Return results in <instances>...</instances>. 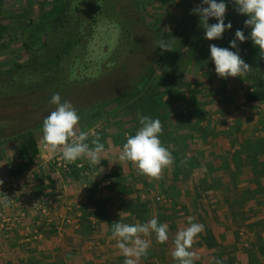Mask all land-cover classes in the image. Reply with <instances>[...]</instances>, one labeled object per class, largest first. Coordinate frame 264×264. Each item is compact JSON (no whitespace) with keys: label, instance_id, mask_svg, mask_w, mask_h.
Masks as SVG:
<instances>
[{"label":"crops","instance_id":"0c3cea01","mask_svg":"<svg viewBox=\"0 0 264 264\" xmlns=\"http://www.w3.org/2000/svg\"><path fill=\"white\" fill-rule=\"evenodd\" d=\"M201 2L186 0L184 5H180L183 14L179 18L182 20L183 15L186 17L183 25L188 20L200 21L199 16L185 15L184 10H193ZM228 4L227 8L230 7ZM203 100H199L200 107L192 108L196 113H202L195 119L200 127L189 134L190 146L192 140L195 142L189 147L195 154V169L193 165L189 167L181 163L186 158H182L184 148L179 144L173 154V165L164 169L163 178L151 180L138 175L131 163L118 160L122 149L116 140L118 130L112 128L97 132L99 142L105 146L98 166L91 165L87 158L78 159L88 165H85L80 177L55 171L52 167L47 176H35L27 186L24 207H13L9 203L5 207L3 204L5 213L15 215L23 212L25 218L15 228L0 231V264H27L29 260L25 259H75L79 248L93 243H98L94 247L96 253L93 259H102L99 253L107 259H125L116 247L112 228L113 223L120 221L136 223L131 211L140 212V223L156 218L159 223L168 225V241L159 244L155 234H152L148 238L151 246L147 255L140 259H150V262L173 259L171 253L175 235L188 226V216L195 217L194 222L204 225V231L197 236L190 249L198 259H264V103L247 107L240 99L236 104L242 105L232 112L227 100L221 102L219 110L213 112L211 100ZM196 113L193 112V115ZM83 117L88 118L85 114ZM81 122L77 126L78 132H90L81 128ZM233 123L237 124V128L235 133L230 134L227 132L228 126ZM220 124L223 125L222 135L216 127ZM174 135L177 137L178 132H174ZM88 137L92 136L88 133ZM35 138L40 151L42 133L35 135ZM32 167L24 164L22 170L29 172ZM37 179L49 187H39ZM92 187L95 188V198L106 202L109 215L107 226L110 229L100 223L93 228L91 221L97 219L90 216L84 223V227L90 226L94 230L89 237L80 234L84 230L80 224L75 227L73 223L66 224L64 219L74 222V216L91 211L87 200L93 193ZM156 197L165 200L164 203ZM51 198L65 200L66 207L61 206L54 212L63 219L65 224L62 222V226L54 225L59 220L56 217H52L54 226L51 227L48 222L41 221L44 215L37 210V202ZM134 200L140 203L136 204ZM105 234L111 235L113 240L108 242L104 239Z\"/></svg>","mask_w":264,"mask_h":264},{"label":"rangeland","instance_id":"374dc122","mask_svg":"<svg viewBox=\"0 0 264 264\" xmlns=\"http://www.w3.org/2000/svg\"><path fill=\"white\" fill-rule=\"evenodd\" d=\"M3 1L4 12H1L0 14V21L5 20L1 22V26L6 28L1 33L2 35H0V70L5 71L8 67L11 68L12 66L21 64L24 61L21 55L24 54V50L26 49L24 43L27 40V36L9 28L13 27L15 23L24 24L28 20H32L35 23L37 15L40 12V8L47 6V1L49 0ZM79 1L83 0L73 1L71 11L68 12L66 20L69 21L76 18L79 12L86 13V15L83 16L84 19H82L79 24L81 34L79 42L66 59L64 67L67 76L66 83L72 85V87H86L92 81L102 79L101 82H99L101 85L98 86V91L94 95L81 96L73 101H71V99L67 100L73 105L77 112L79 107L83 104L88 106L97 104L95 106L96 108L93 110L83 109L84 111L82 113L88 116V118H84L83 115L82 117L80 116L81 119L88 120L86 122L88 123L86 127L87 131L94 130L92 137L88 138L93 139L95 138L97 132L115 128L118 131H125L124 134L126 135L123 139L126 140V137L130 134L129 132L133 130L132 127L136 126V124L140 125L139 118L143 115L139 114L137 107H143L145 110L144 112L147 113L145 116L149 117L150 114L148 109L152 106H156L155 111H157L158 116L159 114L162 115L163 112L168 115L165 118H161L159 116V118H161L160 122L163 126V132L160 134L159 138L163 146L167 147L173 155L175 153V149L178 148L177 145L182 144L184 152L182 153L183 157H181L186 158V164L189 165V167L193 165L192 168L195 169L197 167L195 159H193L195 154H192L189 149V147L191 148L192 144L195 142L192 140L190 146V142L188 143V140L185 141V138L183 139L182 136V133L192 134L195 128L200 127L199 121L197 122L195 119L196 116H200L202 113H196L194 109H191V107H197V105L193 106L192 103L194 101H199L200 99L203 102V99H210L212 102L211 109L215 112L219 110L221 102L228 100L227 102L230 103L229 105L232 109L231 111L233 112L238 110L236 107L242 105V103L239 105L236 103L242 99L241 97L244 90L255 87L254 84L250 85L249 83V80L253 78V74L250 73V71L246 75L235 78L218 77L215 73L214 63L210 59L209 51L210 44H221L229 39H234L235 32L238 29L242 30L244 34L248 36L251 29L244 26V22L248 17L238 14L235 10V4L230 2L228 4L230 7L226 9L224 21L225 24L231 22L232 28L225 31L221 39L207 41L204 39L205 31L203 29V25L200 24V21L196 22L191 20L186 26V23L183 25V21L186 17L183 15L182 20L179 18V16L183 14L180 11V5H184L186 0H97V2L96 0H84L83 4L80 3L77 5V2ZM92 3L94 4L92 5ZM92 7L94 9H91ZM24 9H28V11L31 9V11H33V13L30 12V18L28 19L27 16L22 15L23 19H16L14 16L19 15ZM163 12L164 14H162ZM10 14L13 15L12 18H10ZM155 14L163 16L167 15V17L166 19H163L162 17L160 19L161 22L154 25L155 23L153 20ZM6 17L10 18V24L8 26H5V24L8 23V19ZM216 22L217 21L213 18L208 20L209 25ZM164 25H168V27H178L179 25H182V27L184 26L181 28L180 33V35L184 34V38H181V36L179 37L180 40L185 42L188 49L190 48V51H185L178 59L181 61L183 60L184 64L179 68L181 70L180 73L182 74L179 79V84H181V86H176V90L173 94L174 96L170 97L176 99L177 104L175 105H170V98L167 96L169 94L168 90L164 88L165 83L161 80V76L166 69L169 68V61H167L168 64L165 62V65L168 66L167 68H165V65H157L154 67L156 76L151 80L152 86L154 87H152V90L149 87H145L141 82L134 84L132 81V76L139 69L136 67L137 64H145L150 55L153 54V51L149 50L150 41L152 42L153 39L152 36L154 35L155 37L160 38L162 33L165 32ZM156 27H158V29ZM123 28H130L133 39L136 38L137 33H143L140 34L142 45L137 47L135 46V43H133L134 45L130 43L131 40L124 34ZM247 41H250V39ZM204 45H208V47L201 49ZM49 52L50 50H46L44 51V54H48ZM17 54L20 56L16 60L15 57ZM156 56L158 57V55ZM167 60L169 59L167 58ZM122 63L125 71L129 72L130 78L126 82L120 80L119 77V72H121L119 66ZM132 63L133 65L131 66ZM32 71H28L27 74L25 73L24 80H26V82L41 81L44 78L43 72L38 69H34ZM167 84L170 86L171 81ZM115 86L118 88L116 89ZM124 88H129V91L123 98L109 102L107 101L119 89L124 90ZM213 95L215 97H213ZM6 103V101H0V128H2V134H0V136H10L17 133L18 131L28 127L29 124L37 121L36 119L41 118L42 116L41 114H37L33 122H25V119L22 118L24 114L22 106L20 107L18 105ZM245 107L246 106L244 105V108ZM179 108L182 115H189L190 113L191 117H193L191 122L188 121V123L186 122L180 124V122L177 123L175 119L167 120V118L170 117L169 114L171 115L174 110H178ZM244 111L245 109H243V112ZM193 112H195L196 115H193ZM164 119L167 121H161ZM168 123L178 127L177 137L174 135L175 130L173 132ZM206 123H208L207 120ZM236 126V123L229 125V128L227 127V132L230 134L235 133L237 128ZM140 127L136 126V132ZM216 127L218 129V133L222 135L223 125L220 124V126ZM40 133H42V130L34 132L37 136L40 135ZM115 134L117 135L118 133ZM119 137L122 139L121 136ZM107 143L109 144V141H107ZM119 145L123 146L122 143ZM17 147H20L19 140L16 141V139L13 138L0 140V180L4 181L6 178L13 175V171L17 170V165L21 164V162L26 159L17 155L15 152ZM187 148L190 151H188ZM32 170H30L31 173L33 172ZM22 171L23 170L20 172ZM60 175L62 176L61 173ZM37 181L39 187H45L44 189L49 187V185L40 183L38 179ZM33 186H35V182L33 183ZM153 197H155V195ZM156 199L158 201H163V203L165 201L162 200V198L160 199V197H156ZM53 200L56 202V207L53 210L54 212H57L61 206L66 207L64 199L61 198ZM134 201L136 204L140 203V201ZM131 212L135 216V222H140V212ZM58 216V213L50 214L51 219L52 217L58 218ZM81 217L82 215L74 216V222H72V225L78 227L79 224H84L85 221L80 223ZM27 219L29 220V218ZM58 219L60 220L61 218L59 217ZM53 220L54 219H52V222H48L49 226L53 225ZM59 220H55L56 222L54 225L59 227L65 224L63 219ZM41 221L45 223V221L47 222V218H41ZM97 223L99 224L98 220L95 222L91 221L93 228ZM107 225L109 224H104V226L108 227ZM80 228H82V226ZM108 229H110V227H108ZM80 234L89 237L92 236L90 235L91 233L86 234L85 230L81 231ZM93 236L96 235L93 233ZM104 239L108 240V242L109 240H113L111 235L107 236L106 234ZM97 246L98 243L90 245L84 244V247L82 246L78 249L79 254L78 256H75V259L25 260H29L27 264H124V259H107L108 257L101 256L102 253H99L102 259H93L96 253L94 247ZM149 260L150 259H139L138 264H178V262L174 259H156L154 262H150ZM209 260L210 259H196L194 264H208ZM255 260L257 262L256 264H264V259ZM224 261L222 264H231V261L232 263L234 262L233 264H248V259H230L227 263H224Z\"/></svg>","mask_w":264,"mask_h":264},{"label":"trees","instance_id":"16d2710c","mask_svg":"<svg viewBox=\"0 0 264 264\" xmlns=\"http://www.w3.org/2000/svg\"><path fill=\"white\" fill-rule=\"evenodd\" d=\"M74 0H49L47 1V6L41 7L40 12L37 15L35 23L32 20H28L24 24H17L13 27H10L9 29L14 30L15 32L22 33L23 35L27 36V40L24 43L25 50L24 54L21 55V57L24 59V61L21 64H16L12 66L11 68L8 67L5 71L0 70V101H6V104L11 105H18L22 106V110L24 112L23 119H25V122L31 123L35 120L37 114H41V118L36 119L37 121L33 122L32 124H29L28 127L25 129H22L18 131L17 133H14L10 136H0V140H5L9 138L16 139V141H20V147H17L15 149V152L18 156L28 158L29 160L35 158L39 154L38 146L36 143V138L34 132L42 130V122L43 119L50 114L51 111L55 110V105H52L50 103L52 95L55 93H59L62 101L71 99V101L86 95H94L98 91V86L101 85V80H94L90 84L85 86H73L66 83V71H65V62L68 56L73 51L74 47L78 44L79 38L81 37L80 30H79V24L82 19H84V15L86 13L79 12L76 18L71 19L69 21L66 20V16L69 11H71V5ZM106 1V0H104ZM220 0H217V2ZM83 1L77 2V5L80 3L83 4ZM97 2V0H96ZM226 4L230 3L229 0H224ZM94 3H92L93 5ZM4 1L0 0V14L3 11ZM190 8V7H189ZM90 9V7H89ZM91 9H94L93 7ZM90 11V10H89ZM104 11V10H102ZM31 9L28 11V9H24L19 15H15L14 17L22 18V15L27 16L29 19L30 17ZM165 12V11H164ZM164 12L162 14H164ZM184 13L187 15H195V17H198V15L193 14L192 10H184ZM10 18L13 17L12 14H10ZM154 25H157L160 23V19L164 16L160 14L154 15ZM1 17V16H0ZM8 23L5 24V26H8ZM5 21V20H3ZM0 21V35L3 32V30L6 27L1 26ZM20 23V22H19ZM189 23V20H188ZM187 26V22H186ZM165 32L162 33L160 38H163L172 45L170 51H161L158 48L157 40L160 39L159 37L152 36V42L150 41V49L153 51V54L150 55L147 62L144 64H137L136 67H138V71L132 76V81L134 84L137 83H143L145 87H149L152 90V83L151 80L156 76L154 72V67L157 65H165L168 64L167 61H169V68L166 69V71L161 76V80L165 83V89L168 90V97L174 96V92L176 90V86H181L179 84V79L182 74L180 73L181 70L179 69L180 66H183V60H178L180 55H183L185 51H190L188 47L185 45V42L180 40L183 37L184 34L180 35L182 25H179L178 27H168V25H164ZM158 29V27H156ZM46 31V32H45ZM124 34L127 35L128 39H130V43H135V46L139 47L142 45V41L140 39V34L143 33H137L136 38H132V33L130 32V28H123ZM49 32V33H47ZM141 32V31H140ZM145 32V31H144ZM51 35V36H50ZM184 38V37H183ZM233 40L229 39L228 41H225L221 44H215L218 47H224L228 48L230 45V42ZM134 45V44H133ZM208 47V45L202 46L201 49H205ZM237 48L239 51L240 57L247 63L251 70L250 73L253 74V78L249 80L250 85L254 84L255 87L250 89H245L242 94V99L244 100V103L246 106H249L251 104H261L264 103V54H261L259 49L255 47L252 43V41H245L244 43H240L237 41ZM50 50L48 54H44V51ZM232 51H237V49H230ZM25 55V56H24ZM158 55V57L156 56ZM20 55L17 54L15 59L17 60ZM20 57V58H21ZM25 57V58H24ZM157 57V59H156ZM167 58L169 60H167ZM132 62V61H131ZM173 64H172V63ZM134 63V62H133ZM131 64V66L133 65ZM4 65V64H2ZM121 72H119L120 80L126 82L129 80V72L125 71L123 63L119 66ZM168 66L165 65V68ZM39 70L43 72L44 78L40 81H34V82H26L24 80L25 73L27 74L28 71L32 70ZM34 72V71H32ZM255 72V73H253ZM8 80V81H7ZM171 81V85L168 86V82ZM177 83V84H176ZM116 87V86H115ZM118 87H116L117 89ZM154 88V87H153ZM129 88L122 90L119 89L115 94H113L110 99L107 101H113L118 100L120 98H123L126 93H128ZM170 105L177 104L176 99L170 98L169 99ZM97 105V104H96ZM96 105L88 106V105H81L78 110L79 117L83 115V109H95ZM193 106L197 105V107H200L201 104L199 101H194L192 103ZM146 107V106H145ZM139 114H142L145 116L147 113H145L144 108L141 106L137 107ZM146 109V108H145ZM192 109V107H191ZM143 110V111H142ZM147 110V109H146ZM149 110V117L155 118V119H161L165 118L168 115L163 114L159 116L157 115L156 106H152ZM180 108L177 110H174L171 115L169 114L168 119H175L177 123H188V121L191 122L192 118L190 113L189 115H182ZM80 120L81 122V128L83 130L86 129L88 123H86L88 120L83 119ZM21 118V119H22ZM166 119L161 120L163 122L167 121ZM85 122V123H84ZM169 124V123H168ZM136 126L140 127V125L136 124ZM136 126L132 127V131H130L128 136L134 135L136 132ZM171 130H175V132H178V127L175 125H170ZM142 127V126H141ZM205 128V127H204ZM121 132V133H119ZM125 131H118V135H116V140L118 141V144L126 143V140H124V134ZM0 134H2V128H0ZM122 139H120V137ZM183 139L185 138V141L188 140L190 135L189 133H182ZM94 139V138H93ZM91 138H88L86 143H89L91 146ZM171 152V151H170ZM172 153V152H171ZM177 158V157H176ZM84 164V163H83ZM88 166L87 164H84V167ZM23 164L17 165V170H14L13 174L20 172L23 169ZM51 170V168H50ZM78 175L79 177L81 174H83V170H77L73 168L71 172L67 175ZM76 175V176H77ZM40 183H42V180H39ZM95 188H91V191L93 192ZM87 203L91 206V211H84V215L80 218V223L88 220V217L94 216L100 224H109V215L108 210L106 209V202L105 200H97L94 196V192L91 194V197L87 200ZM135 218V217H134ZM82 227H84L85 224H80ZM84 230L87 233H92L93 228L90 226L84 227ZM82 234V233H81ZM225 263H227L230 259H224ZM216 261H221L223 263V259H210L208 264H215ZM230 263V262H229ZM234 263V262H233ZM231 261V264H233ZM255 259H248V264H256Z\"/></svg>","mask_w":264,"mask_h":264},{"label":"clouds","instance_id":"9594fccd","mask_svg":"<svg viewBox=\"0 0 264 264\" xmlns=\"http://www.w3.org/2000/svg\"><path fill=\"white\" fill-rule=\"evenodd\" d=\"M235 4V10L240 15L247 16L244 22L246 28H250V34L246 36L242 30H236L235 38L230 42L228 48L218 47L210 44V59L214 63L215 73L220 78H235L246 75L250 66L240 57L237 48V41L244 43L251 40L261 54H264V0H229ZM227 4L224 0H202L201 4L195 7L192 12L200 17V24L205 31L204 39L214 41L222 38L225 31L232 28L231 22L225 24ZM215 19L217 22L209 25L208 20ZM158 48L163 51H170L169 41L160 38L157 40ZM230 49H237L232 51ZM50 103L55 105L42 122V138L40 144L49 153H60V159L67 164L75 163L78 159L87 158L93 166L100 164L101 154L105 146L100 143L99 135L91 141V146L85 141L88 140V133L79 131L77 126L80 117L73 105L63 100L59 93L52 95ZM139 123L142 127L135 135L127 136L119 152L118 160L121 163H131L137 174L151 180L163 178V171L173 165L174 157L169 149L163 146L160 134L163 126L159 119H152L148 116H140ZM182 164L186 161H181ZM3 180H0V185ZM7 207V196L3 201ZM195 217L188 216V226L179 230L174 239V250L171 255L178 264H194L198 259L195 252L191 251L197 236L204 231V225L194 222ZM155 234L156 242L164 244L168 241V225L161 224L156 218L145 223L134 224L116 222L113 223L112 237L116 239V247L125 257L124 264H138L141 257L147 255L151 246L150 238ZM215 264H222L216 261Z\"/></svg>","mask_w":264,"mask_h":264},{"label":"built area","instance_id":"2783aa9c","mask_svg":"<svg viewBox=\"0 0 264 264\" xmlns=\"http://www.w3.org/2000/svg\"><path fill=\"white\" fill-rule=\"evenodd\" d=\"M93 134L94 130H91L89 132V135L92 136ZM59 157L60 153H49L40 145L39 154L35 158L31 160L26 158L21 162L29 166L32 165V173L31 171L18 172L3 181V184L0 185V231H8L15 228L16 225L21 224L22 220L25 218V214L23 212H19L15 215H10L3 211L2 206L4 204L3 201L5 199V195L7 196V201L10 206L24 207L25 189L30 185V182L34 180L35 176L42 174L48 175L50 172V168L52 167L55 171H60L64 174H69L73 168L77 170H83L85 168L84 164L78 160L75 163L67 164ZM37 204V210L42 212V215L47 218V222H52L50 214L54 213L53 210L56 207V202L53 199H49L45 202L39 201L37 202ZM64 222L69 225L72 224L70 219L67 218L64 219Z\"/></svg>","mask_w":264,"mask_h":264}]
</instances>
